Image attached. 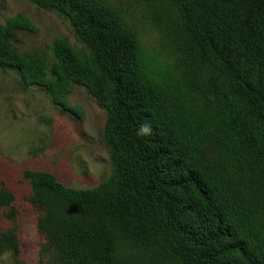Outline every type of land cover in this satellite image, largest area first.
<instances>
[{
    "label": "trees",
    "instance_id": "obj_1",
    "mask_svg": "<svg viewBox=\"0 0 264 264\" xmlns=\"http://www.w3.org/2000/svg\"><path fill=\"white\" fill-rule=\"evenodd\" d=\"M31 1L62 14L86 52L58 39L48 68L12 48L7 26L0 66L44 87L64 110L63 97L79 84L105 112L111 172L100 183L75 190L50 173H28L41 223L67 264H121L124 243L150 254L147 264H264L262 234L248 232L243 181L218 177L199 158L192 117L172 113L162 90L146 82L135 42L118 21L96 0ZM172 2L208 69L215 143L245 161L247 187L264 195V0ZM145 125L150 131L141 133ZM4 238L16 252L15 237Z\"/></svg>",
    "mask_w": 264,
    "mask_h": 264
},
{
    "label": "rangeland",
    "instance_id": "obj_2",
    "mask_svg": "<svg viewBox=\"0 0 264 264\" xmlns=\"http://www.w3.org/2000/svg\"><path fill=\"white\" fill-rule=\"evenodd\" d=\"M96 2L135 42L142 76L162 90L171 112L192 117L199 158L218 177L243 181L248 232H259L264 240V195L247 187L245 161L227 156L215 143L218 113L208 91V69L193 51L180 9L172 0ZM7 26L12 48L27 58L44 59L48 68L58 39L86 52L62 14L31 0H0V29ZM63 102L65 110L44 87L25 85L15 69L0 66V264H67L41 223L43 208L33 199L28 173H50L79 190L96 186L111 172L102 107L79 84L70 87ZM6 235L15 237L16 252L7 247ZM119 249L121 264L153 262L138 246L124 243Z\"/></svg>",
    "mask_w": 264,
    "mask_h": 264
},
{
    "label": "clouds",
    "instance_id": "obj_3",
    "mask_svg": "<svg viewBox=\"0 0 264 264\" xmlns=\"http://www.w3.org/2000/svg\"><path fill=\"white\" fill-rule=\"evenodd\" d=\"M150 131V129H149V127L148 126H142L141 128H140V132L141 133H148Z\"/></svg>",
    "mask_w": 264,
    "mask_h": 264
}]
</instances>
